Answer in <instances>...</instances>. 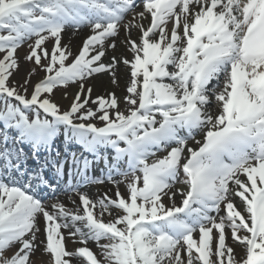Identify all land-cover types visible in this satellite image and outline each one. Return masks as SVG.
<instances>
[{
    "label": "snow or ice",
    "instance_id": "obj_1",
    "mask_svg": "<svg viewBox=\"0 0 264 264\" xmlns=\"http://www.w3.org/2000/svg\"><path fill=\"white\" fill-rule=\"evenodd\" d=\"M137 6V0H0V264H32L41 245L49 264H72V257L87 264H264V0H143L142 12ZM146 13L148 26L142 23ZM128 14L132 19L125 23ZM69 25L89 26L92 34L66 64L71 52L61 34ZM122 26L132 59L113 56L105 64L102 58L116 48ZM133 29L141 32L139 41L131 39ZM33 37L26 59L46 76L29 97L9 78L19 67L17 49ZM53 38L49 52L43 46ZM120 62L131 70L127 114L114 93L92 99L85 87L103 72L116 83ZM77 82L79 91L62 111L51 98L54 90ZM90 102L95 109L87 107ZM213 103L220 109L215 115ZM201 132L203 141L196 139ZM60 136L103 160L109 181L131 177L129 196L117 190L116 199L105 194L94 202L80 194L73 210L30 194L33 180L52 187L43 177L48 166L63 177L69 165L73 191L80 186L73 176L104 182L87 175L93 161L82 153L60 159L58 151L27 181L14 178L25 176L27 157L19 145H30L33 155L51 152ZM189 141L200 146L189 147ZM113 209L117 214L105 222ZM62 229L85 246L70 252ZM229 231L245 249L241 260L226 243ZM88 241L101 249L102 262Z\"/></svg>",
    "mask_w": 264,
    "mask_h": 264
},
{
    "label": "bare ground",
    "instance_id": "obj_2",
    "mask_svg": "<svg viewBox=\"0 0 264 264\" xmlns=\"http://www.w3.org/2000/svg\"><path fill=\"white\" fill-rule=\"evenodd\" d=\"M142 11H144L143 6H141L140 8H138V10H136V12H142ZM131 19H132V15L128 14L125 18V23H127V21L131 20ZM150 21H151L150 14L146 13V19L143 20L142 23L145 26H148L150 24ZM120 29H124L123 26ZM91 33H92L91 29L81 30L79 33L73 34L71 36V38L73 40H75V39L77 40L79 37H83L85 40V38L88 37ZM130 35H131V39L139 41V38L141 36V32L137 29H133L131 31ZM128 36H129V34L126 31H124L116 37V39H115L116 48L115 49H112V48L107 49L106 55L103 57L104 61H105V59L110 60L111 56H113V55L116 56L119 60L124 56L131 57V52L128 50V46L125 43V40L128 38ZM83 41L81 43H83ZM126 72H127V70L123 67V65H119L117 68V74L115 76L116 78H118V82L113 83V75L110 72L102 73V74H98L96 77L91 79L88 82V84L86 85V88L91 87V89H92L91 96H96V95L97 96H107L110 93H114L115 95H119L120 94L119 93L120 88L122 87V85L124 83V77L126 79V75H127ZM75 95H76V92H73V94H70L68 96L66 95V96L62 97V99L66 100L67 105L69 106ZM68 98H70V99H68ZM212 111H213V114L215 115L217 112L219 113L220 109L218 107H216V105H215L214 110H212ZM203 137H204V133L201 132L200 135L198 137H196V139L203 141ZM198 146L199 145H197L195 143V141H189V147L197 148ZM101 164H103L102 165L103 167H106L104 162H102ZM241 177H244V176H241ZM128 180H130V177L127 178V180H125V178L122 177V178H119L116 180V181H123L119 184H116L112 181L107 182V183H99L96 186L87 188L85 191H90V193L92 194V197L95 198L96 201L103 198L105 194H107L109 197L110 196L112 197L113 194H116L117 190H119V192L122 194V196L127 198L128 197V195H127V181ZM176 187L184 188L185 191L187 190L186 185L180 184V185H177ZM173 190H175V189H173ZM181 199H182L181 196L177 195L175 197L176 204H179L181 202ZM237 200L239 201L238 198H237ZM237 200H234V202H237ZM163 202L166 205L171 206V202L169 201V199L167 197H164ZM61 203H63L66 207L75 210L78 206H80L81 201H80V199H78L75 196H67L65 199H62ZM239 205H241V204L239 203ZM48 206H50V205H48ZM238 208H241V207H238ZM241 209H243V208H241ZM112 211L114 212V215L117 212L115 209H113ZM221 215H223V214H221ZM105 218L107 220H111L114 218V216H109L106 214ZM40 228H41V231L38 234L39 239L44 240L45 239L44 221H43L42 217H40ZM64 231L66 234V230H64ZM227 235L229 238H231L230 231L227 233ZM75 239L77 240V242H75V243L73 242L72 238H68V240H67V248L70 252L76 251L79 248V245H81L78 242L79 238L77 237ZM37 243H39V241H37ZM227 244L234 249V255H235L237 260H241L245 257V249L242 246L235 245V243H233L231 241H229V243H227ZM92 247L96 251H101V249L97 246V244H92ZM15 250L12 252H15ZM12 252H10L9 255H11ZM49 260H50V257L48 254L45 253L43 245H41L37 249V251L34 253V255L31 256L32 264H49ZM71 261H72V264H80L82 259L79 257H72Z\"/></svg>",
    "mask_w": 264,
    "mask_h": 264
},
{
    "label": "rangeland",
    "instance_id": "obj_3",
    "mask_svg": "<svg viewBox=\"0 0 264 264\" xmlns=\"http://www.w3.org/2000/svg\"><path fill=\"white\" fill-rule=\"evenodd\" d=\"M71 36L72 35H70V34L66 35V31H63L61 34V40L63 43L62 46H66L68 48V50L71 52V56L66 61V64H71L72 61L74 60V58L78 55L79 48L82 45L81 42L84 39L83 37H79L77 40L76 39L73 40L71 38ZM34 42H35V40H34ZM34 42L32 40L26 41L24 44L21 45V48L17 49L16 57L18 60L19 67H18V69L13 71L12 76L9 78V85L12 87H15L21 94H24V88H27V95L29 97L32 94L34 85L37 82H39L40 79L44 78V71L41 70L39 67H37L34 62L28 61L26 59V56L31 51L29 45L34 44ZM53 43H54V38L49 39L48 41L45 42V45L43 47H46L49 50V52H51ZM4 55H5V53L0 52V59H3ZM113 56H111V59L108 60L109 64L112 62ZM47 62H48L47 60L43 61V63H45V64ZM121 65H123V67L127 70V72H126L127 75H126V79L124 77V83H123L122 87L120 88V92H119L120 94L118 95V99H119L120 110L125 111L128 107H130L129 105H127L125 103L124 98H125V96L128 95L127 87L129 86L130 81H131V75H130L131 70H130V67L127 65H124V63H122ZM117 67L115 66L114 70H116ZM33 69H35V72H33ZM93 78H94V75L91 78L87 79L86 82L88 83V81L93 79ZM26 81H27V83H25ZM77 88H79V82H77L75 84H69L67 87H58L57 89L54 90V94L52 95L51 98L60 107H62V109L66 110L67 109L66 108L67 107V101L63 100L62 97L66 96V95L68 96L70 93H72L73 89H74L73 92H76L78 90ZM107 96H103V97H107ZM96 97H99V96L96 95L95 98ZM68 99H70V98H68ZM87 107H91V108L95 109L96 105L92 104L90 102ZM125 114H127L126 111H125ZM92 122L97 123V124L102 123L98 120H94ZM99 260L102 262L103 258H99Z\"/></svg>",
    "mask_w": 264,
    "mask_h": 264
}]
</instances>
